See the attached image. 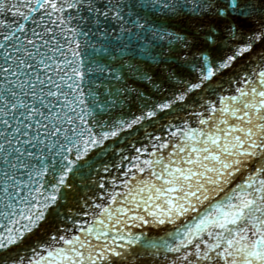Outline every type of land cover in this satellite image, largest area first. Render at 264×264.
I'll use <instances>...</instances> for the list:
<instances>
[{
    "label": "snow or ice",
    "instance_id": "snow-or-ice-1",
    "mask_svg": "<svg viewBox=\"0 0 264 264\" xmlns=\"http://www.w3.org/2000/svg\"><path fill=\"white\" fill-rule=\"evenodd\" d=\"M0 264H264V0H0Z\"/></svg>",
    "mask_w": 264,
    "mask_h": 264
},
{
    "label": "water",
    "instance_id": "water-1",
    "mask_svg": "<svg viewBox=\"0 0 264 264\" xmlns=\"http://www.w3.org/2000/svg\"><path fill=\"white\" fill-rule=\"evenodd\" d=\"M245 60H247V57L245 58ZM240 67H244L245 66V62H241L240 63V65H239ZM153 71H155L156 72V74L157 75H159L160 74V70L159 69H153ZM233 71H235V69L233 70ZM219 80H223V81H227L228 80V75L227 74H225L224 76H222V77H220V78H218ZM70 182H72V183H74L75 185H77V191H80V189H79V186H78V181H75V180H72V181H70ZM50 224H51V222L49 223V224H46L45 226H44V230H47V228L50 226ZM40 234H42V233H38L37 235H40ZM31 237L28 239V240H26L25 241V243L26 244H28V243H30L31 242Z\"/></svg>",
    "mask_w": 264,
    "mask_h": 264
}]
</instances>
